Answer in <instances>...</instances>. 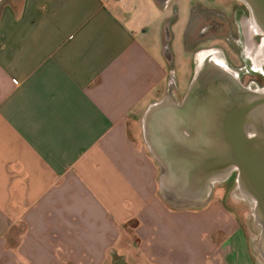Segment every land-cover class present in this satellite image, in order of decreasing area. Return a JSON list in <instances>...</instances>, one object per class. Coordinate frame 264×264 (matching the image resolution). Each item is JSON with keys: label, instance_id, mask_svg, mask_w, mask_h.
Listing matches in <instances>:
<instances>
[{"label": "crops", "instance_id": "0c3cea01", "mask_svg": "<svg viewBox=\"0 0 264 264\" xmlns=\"http://www.w3.org/2000/svg\"><path fill=\"white\" fill-rule=\"evenodd\" d=\"M171 6L0 0V264H217L186 224L206 233L214 213L163 201L142 137L171 74L180 93L159 37Z\"/></svg>", "mask_w": 264, "mask_h": 264}, {"label": "water", "instance_id": "95a60500", "mask_svg": "<svg viewBox=\"0 0 264 264\" xmlns=\"http://www.w3.org/2000/svg\"><path fill=\"white\" fill-rule=\"evenodd\" d=\"M241 1L264 29V0ZM213 55L198 58L181 101L171 74L168 93L143 116L142 137L161 169L160 195L171 208L164 192L174 200L197 201L209 197L212 183L236 178L254 203L264 261V95L243 86Z\"/></svg>", "mask_w": 264, "mask_h": 264}, {"label": "rangeland", "instance_id": "374dc122", "mask_svg": "<svg viewBox=\"0 0 264 264\" xmlns=\"http://www.w3.org/2000/svg\"><path fill=\"white\" fill-rule=\"evenodd\" d=\"M227 1L171 0L172 6L161 13L160 46L163 54L166 56L172 54L174 59L175 76L180 92L177 99L180 101L191 85L198 58L204 53H213L216 63L233 72L243 86L257 95H264V85L258 82L249 83L248 78L244 79L245 76L251 74L258 76L261 73V62L264 57V29L258 20H254L247 14H240L241 19L235 21L237 25L232 26V16L226 9L231 1L228 3ZM235 1L242 4L241 0ZM213 22L219 25V29L213 26ZM236 26L238 38L235 33ZM222 27L233 29V35ZM168 192H164V196L169 202L172 201L170 204L177 211L187 210L185 213L207 215L211 210L214 213L215 222L206 233H197V226H194V223L193 225L188 223L189 221L186 222L190 226L187 230L191 229L189 237L192 244L196 243L195 238L198 234L203 235V238L210 243L208 260H214L215 263L218 261L217 264H243L241 257L245 255L248 264H264L259 252L261 230L255 221V206L240 192L236 178H222L212 183L209 188V197L202 200L188 201L181 198L174 200L171 196L168 197ZM222 226L224 229L229 228L230 232L234 229L237 231L234 236L237 244L232 247V251L228 250L230 246L225 244L229 233L227 229L220 230ZM192 250L194 251V248ZM236 257L238 262L236 260L235 263ZM124 262L148 264L144 257L138 260L128 257ZM111 264L120 263L112 260Z\"/></svg>", "mask_w": 264, "mask_h": 264}, {"label": "flooded vegetation", "instance_id": "af4514ba", "mask_svg": "<svg viewBox=\"0 0 264 264\" xmlns=\"http://www.w3.org/2000/svg\"><path fill=\"white\" fill-rule=\"evenodd\" d=\"M231 1V4H230V6H227V4H226V6H227V10H229L230 11V15L232 16V26L234 25H237L236 23H235V21H237V20H239V19H241V16H240V14L242 15H245V14H247V16H249V17H251V18H254V20H257V18H256V16H255V14L242 2V4H240L238 1H235V0H228L227 1V3L228 2H230ZM242 6V7H241ZM234 7L236 8L235 10H234ZM222 13L223 14H226L225 12H223L222 11ZM213 24V26H217V29H219L218 28V26L219 25H217V23L216 22H213L212 23ZM260 25H261V23H259ZM262 26V25H261ZM221 29V28H220ZM222 29H224V30H226L230 35H233L232 34V32H234L233 31V29H229V28H227V27H225V28H223L222 27ZM227 33V34H228ZM235 33H236V38H238L239 37V34H238V29H237V26H236V31H235ZM261 66H262V70H261V73H260V75H254V74H251L250 76H245L244 77V79H246V78H248V80H250V81H248L249 83L250 82H252V83H260V84H262V85H264V57H263V60H262V62H261ZM243 79V80H244Z\"/></svg>", "mask_w": 264, "mask_h": 264}]
</instances>
